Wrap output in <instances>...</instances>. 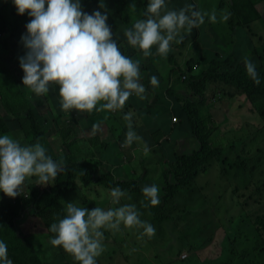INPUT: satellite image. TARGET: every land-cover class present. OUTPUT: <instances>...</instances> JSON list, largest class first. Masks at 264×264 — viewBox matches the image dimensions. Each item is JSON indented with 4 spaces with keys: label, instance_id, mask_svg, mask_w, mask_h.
<instances>
[{
    "label": "rangeland",
    "instance_id": "obj_1",
    "mask_svg": "<svg viewBox=\"0 0 264 264\" xmlns=\"http://www.w3.org/2000/svg\"><path fill=\"white\" fill-rule=\"evenodd\" d=\"M125 1L126 14L137 20L144 0ZM115 3L116 0H81V7L89 13L107 11L106 22L120 51L140 61V76L145 74L146 78L143 99L130 95L128 106L124 103L115 111L68 112L60 107L58 85L54 82H50L44 95L31 93L22 84L18 62L25 51L20 36L30 17L12 13L10 0H0V77L12 83L20 98L27 100L17 114H11L1 99L0 117L8 127L4 133L21 143H41L46 154L62 162V166L74 161L89 162L96 170L111 171L116 178L139 179L141 188L155 183L161 195L164 176L173 168L176 155L195 152L200 147L181 101L186 96L192 101L200 98L178 84L190 73L205 70L210 60H223L227 51L232 55L231 65L222 70L246 73V58L256 67H264V0H166L165 10H178L191 3L200 10L215 11L217 16L215 22L206 16L204 23L190 32L182 29L183 39L171 42L172 53L166 56H161L155 46L144 56L143 50L127 43ZM224 12L230 13L226 21L221 19ZM207 23L211 24L210 36H206ZM153 75L158 80L155 86L149 82ZM162 84L166 85L160 87ZM222 85L208 83L197 110L206 143L218 149L219 155L199 167L165 204L144 207L147 201H143L142 193L127 192L131 199L122 198L120 203L136 204L141 219L155 227V234L148 237L141 235L140 229L123 225L118 231L102 229L104 250L96 258L97 264H264V230L255 224L256 218L264 217V123L242 90ZM167 90H173L175 95L166 94ZM27 110L33 115L34 128L29 121H20ZM129 112L132 127L141 137L131 145L124 143L127 122L123 115ZM172 117L176 121H171ZM29 131L36 135L33 142L26 139ZM145 143L147 152L143 151ZM167 176L172 182L173 174ZM62 177L60 171L55 179ZM53 181L41 185L36 184V176L26 177L19 195L7 197L11 201L20 199L26 205ZM108 190L75 182L61 198V209L48 211L47 216L31 215L27 220L25 216L13 238H22L35 250L34 255L29 254L28 263L78 264L62 247L50 243L54 234L47 226L65 214L67 202L77 201L89 210L116 206L111 204ZM2 196L6 195L0 192ZM10 251L8 247V258L14 264L16 259L11 258ZM25 252L30 250L26 248Z\"/></svg>",
    "mask_w": 264,
    "mask_h": 264
},
{
    "label": "clouds",
    "instance_id": "obj_2",
    "mask_svg": "<svg viewBox=\"0 0 264 264\" xmlns=\"http://www.w3.org/2000/svg\"><path fill=\"white\" fill-rule=\"evenodd\" d=\"M17 14L30 19L24 25L20 43L25 49L18 57L23 72L22 84L37 96L49 90L50 82L58 85L60 107L69 112L121 109L130 95L144 98L145 86L140 82V61L124 55L113 39L107 24V11L99 9L91 13L81 7V0H11ZM166 9V0H147L144 19H137L124 29L127 43L143 50L148 56L150 49L166 56L171 42L183 39L181 30L190 32L194 27L217 19L211 13L187 4L180 9ZM230 13L224 12L222 20ZM206 27V36H210ZM247 75L259 83L256 64L244 60ZM184 78V76H182ZM151 85L158 84L155 75L149 77ZM132 113H124L127 122L124 143L131 145L141 137L132 127ZM174 119V120H173ZM171 121H176L172 117ZM145 143L143 151L147 152ZM62 169L58 162L46 154L39 143H21L6 133H0V192L8 197L19 195V188L26 177L36 176V184L54 180ZM144 207L160 202L157 184H145L140 189ZM108 196L112 207L95 206L87 209L79 202L64 203L65 214L47 226L53 233L50 243L60 246L72 255L78 264H97L96 258L104 250L102 229L118 231L123 225L142 230L141 235L151 237L155 227L141 214L134 203H120L122 198L131 199L119 186L111 187ZM142 201V203H143ZM0 264H12L8 258V246L0 239Z\"/></svg>",
    "mask_w": 264,
    "mask_h": 264
},
{
    "label": "trees",
    "instance_id": "obj_3",
    "mask_svg": "<svg viewBox=\"0 0 264 264\" xmlns=\"http://www.w3.org/2000/svg\"><path fill=\"white\" fill-rule=\"evenodd\" d=\"M117 3V5H116ZM115 10L118 14L119 20L125 26L130 27L131 23L135 20L131 18L130 14H126L125 0H116ZM147 0H144L141 6V13L137 14L138 19H144L146 13ZM12 13H16L14 5L11 3ZM208 22V21H207ZM207 27H211V24L207 23ZM228 52V51H227ZM225 52L223 60L213 59L207 63L205 70L200 73L191 74L185 77V80H181L178 86L182 85L190 92L193 97H198L195 101L190 100L186 96L182 101V110L186 114L187 121L191 126L195 141L199 144V149L195 152L185 153L182 155H176V161L170 172L165 174V187L162 188L160 196V202L165 204L173 196L175 192L180 190L185 183L189 181L191 177L195 175L199 167H203L208 161L213 159L216 155H219L220 151L216 148H212L206 143V135L202 134L198 121L199 102L202 103L201 99L206 91V86L210 82H217L223 84L222 86H233L236 89L242 90L244 94L252 101L253 107L256 110L258 116L264 123V67H256L259 75V83H255L247 73L236 69L234 71L222 70L223 67L231 65L232 55ZM172 51L169 50L167 55H170ZM141 57V54L139 55ZM139 59L141 60V58ZM148 62V61H146ZM142 68L146 69V63L142 65ZM145 74H142L141 83H145ZM170 78V73L167 76ZM181 77V76H180ZM179 79V76L177 80ZM184 79V78H183ZM166 84H162L160 87ZM219 85V84H218ZM177 86V87H178ZM12 91V93H11ZM15 93V94H14ZM166 94L175 95L173 90H167ZM152 96V95H151ZM151 96L149 101L151 102ZM5 100V110L11 114H17L22 103L27 102L26 99L20 98L19 92L16 91L14 85L9 83L7 79L0 77V100ZM127 106L128 100L125 101ZM17 108V109H16ZM198 110V111H197ZM27 110L23 119L20 121L27 120L30 122L32 128L35 126L33 115ZM8 127L0 117V132H7ZM31 131V130H30ZM26 134V139L29 142H33L36 135L32 132ZM98 150L102 148H97ZM62 179H54L53 184L48 188L42 189L38 194L33 196L31 202L23 205L19 200H10L7 196L0 197V239L4 238L6 244L11 250V258H15L14 264H29L27 259L29 254L34 255L35 250L30 244L23 241L22 238L14 239L17 234L19 227L22 223L23 218L45 215L47 216L48 211H58L61 209L60 200L64 194L73 189L75 182L82 186H89L92 184L102 186L103 188L110 189L114 186H119L126 192L141 193L140 180L139 179H127L116 178L114 174L109 170L99 171L96 170L89 162H71L66 163L62 166ZM173 174L172 182L169 180L168 174ZM79 181V182H78ZM181 186V187H179ZM164 192V194H163ZM173 198V197H172ZM154 206L151 207V211H154ZM31 212V213H30ZM46 213V214H45ZM18 222V223H17ZM255 224L259 227L260 231L264 230V217L256 218ZM262 228V229H261ZM264 243V242H263ZM28 248L29 252H25ZM14 250V253L12 252ZM264 250V248H263ZM179 252V251H178ZM17 259L19 262H17Z\"/></svg>",
    "mask_w": 264,
    "mask_h": 264
},
{
    "label": "built area",
    "instance_id": "obj_4",
    "mask_svg": "<svg viewBox=\"0 0 264 264\" xmlns=\"http://www.w3.org/2000/svg\"><path fill=\"white\" fill-rule=\"evenodd\" d=\"M174 120V119H173Z\"/></svg>",
    "mask_w": 264,
    "mask_h": 264
}]
</instances>
